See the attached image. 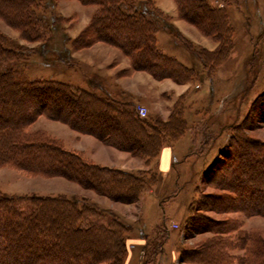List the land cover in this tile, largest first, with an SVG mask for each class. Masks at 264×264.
I'll use <instances>...</instances> for the list:
<instances>
[{"label": "rangeland", "instance_id": "obj_1", "mask_svg": "<svg viewBox=\"0 0 264 264\" xmlns=\"http://www.w3.org/2000/svg\"><path fill=\"white\" fill-rule=\"evenodd\" d=\"M135 1L147 2L167 15L168 20L161 21L158 46L194 68L197 77L183 83L172 78L157 79L149 71L136 70L121 48L103 41L89 43L83 31L97 5L80 0H39L38 13L51 25L48 33H39L40 38L1 15L0 32L11 47L27 52L13 65L28 78L56 79L98 94L103 89L112 98L132 101L137 114L140 107L146 108L148 114L144 117L164 120L181 111L186 131L165 143L168 153L162 157L161 150L149 162L133 155L144 160L143 167L135 172H149L138 199L114 200L65 176L29 173L9 164L0 165V192L9 196L64 195L95 204L104 213L100 220L117 219L124 227L121 264H239L238 257L245 249L238 236L247 231L264 239V214L243 209L249 196L259 194V199L264 200V191L251 192L252 185L239 189L242 183L232 176L241 167L249 171L264 168V155L252 168L245 164L248 154H256L255 144L264 142V0H209L226 14L232 29L231 48L225 55L211 57V77L198 51L219 50V37L207 35L187 20L175 0ZM10 5L17 6L14 2ZM173 29L182 37H177ZM92 81H97L98 88ZM16 95L21 101L13 108L20 111L27 102L22 93ZM60 95L47 102L55 104L58 100L56 105L62 114L79 113L76 101L70 106L71 101ZM31 99L35 100V96ZM255 99L258 102L251 110ZM81 115L84 123H97L87 112ZM102 123L103 128H108ZM31 128L45 130L64 147H85L83 154L87 157L127 164L126 159L118 155L115 158L113 152L125 155L120 151H128L107 145L99 137L82 133L61 120L39 114ZM233 185L239 187L240 193L231 189ZM211 227L235 229L216 234L209 230ZM219 235L228 248L222 247L214 259L202 255L203 242L218 239Z\"/></svg>", "mask_w": 264, "mask_h": 264}, {"label": "trees", "instance_id": "obj_2", "mask_svg": "<svg viewBox=\"0 0 264 264\" xmlns=\"http://www.w3.org/2000/svg\"><path fill=\"white\" fill-rule=\"evenodd\" d=\"M80 1L97 5L89 25L83 31L89 43L103 41L121 48L136 70L149 71L157 79L172 78L183 83L197 77L194 68L158 46L161 21H167L168 17L156 6L150 7L147 2L137 3L135 0ZM175 1L187 20L207 35H217L221 41L219 50L198 51L211 77V57L225 55L232 44V29L226 14L212 6L209 0ZM13 2L17 4L16 7L10 5ZM38 7L39 0H0V15L40 38L39 33H48L51 25L39 15ZM173 32L177 37H182L177 29H173ZM186 43L191 46L190 42ZM26 56L27 52L11 47L7 37L0 32V109L3 112L0 115V165L9 164L29 173L47 176L62 175L114 200L136 201L145 187L149 172L129 171L86 160L77 151L54 141L45 130L32 129L31 126L39 114H45L149 162L161 152L165 143L186 131V121L181 111L174 112L164 120L142 117L134 110L132 101L112 98L103 89L98 94L56 79L28 78L13 65ZM97 81H92L96 87L99 85ZM19 93L27 103L17 111L13 107L21 101L16 95ZM32 95L35 100L31 99ZM57 95L70 100V106L76 101L75 104L80 107L79 113L58 112V100L55 104L47 102V99L57 98ZM3 102L10 106H3ZM257 102L255 99L251 110ZM84 111L95 117L97 123H84L81 115ZM102 122L108 128H103ZM124 123L129 127H124ZM112 126L117 128L110 130ZM259 143L261 145L255 144V155L247 152L245 164L249 168L254 167L260 156L264 155V142ZM240 160L238 163L242 162ZM252 169L249 171L241 167L232 175L233 179L236 177L237 182L242 183L239 189L243 185H247V188L252 185L251 192L264 191V168ZM236 187L231 189L238 193L240 190ZM259 196H249L243 209L252 214H264V200ZM102 214L95 204L64 195L9 196L0 192V264H121L124 227L117 219L106 220L103 217L100 220ZM229 229L211 227L209 230L223 234ZM220 236L203 242L202 255L214 259L215 254L221 253L222 247L228 248ZM255 236L247 231L238 236L239 244L245 249V253L238 257L239 264H264V239Z\"/></svg>", "mask_w": 264, "mask_h": 264}, {"label": "crops", "instance_id": "obj_3", "mask_svg": "<svg viewBox=\"0 0 264 264\" xmlns=\"http://www.w3.org/2000/svg\"><path fill=\"white\" fill-rule=\"evenodd\" d=\"M66 148L69 149V150H73V151H77L78 153H81L84 157H86L88 160H90V161H92L94 163H98V164L106 165V166H113V167H117V168L129 170V171H136V170L142 168L143 167V164H144V160L143 159H140L138 157L133 156L130 152L120 151V152H123V154H125V155H122V153L117 154L116 151L113 152V154H114L113 156L115 158L118 155V156H120L119 157L120 159L121 158L126 159L127 164L122 165L121 162L120 163L113 162L112 160L104 161L101 158H97L96 156H93V155L87 157V156H85L83 154L85 152V149H86L85 147L82 148L80 146H77L75 144H72V147L71 148L70 147L69 148L66 147ZM166 153H168V150L163 147L162 153H161L162 155L161 156L163 157V154H166ZM165 161L163 163H165ZM162 166H163V164H162Z\"/></svg>", "mask_w": 264, "mask_h": 264}, {"label": "built area", "instance_id": "obj_4", "mask_svg": "<svg viewBox=\"0 0 264 264\" xmlns=\"http://www.w3.org/2000/svg\"><path fill=\"white\" fill-rule=\"evenodd\" d=\"M138 114H139L140 116L144 117V116H147L148 111H147L146 108H144V107H140V108L138 109Z\"/></svg>", "mask_w": 264, "mask_h": 264}]
</instances>
